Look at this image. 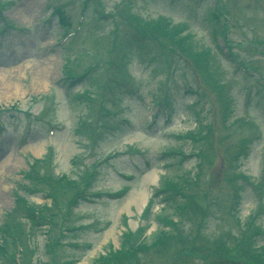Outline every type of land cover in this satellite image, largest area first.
Masks as SVG:
<instances>
[{"label":"rangeland","instance_id":"obj_1","mask_svg":"<svg viewBox=\"0 0 264 264\" xmlns=\"http://www.w3.org/2000/svg\"><path fill=\"white\" fill-rule=\"evenodd\" d=\"M4 1L10 3L0 10V18L12 22L14 30L0 37V227L22 224L23 227L17 226V230L22 234L25 244H29L35 252L29 258L26 256L22 263L19 255H13L16 245L4 240L0 234V264H16L17 261L20 264H30V261L32 264H51V260L54 261H51L52 264H66L74 260H78L77 264H118L122 262L121 258H125L122 252L130 254L133 250V264H162V260L154 255L158 252L165 254L171 247L173 250L179 249L180 245L177 243L181 241L174 242L172 237L193 230L200 217L198 214L193 216V208H185L183 211L179 208L180 205L162 204L159 202L160 197L154 199L149 206L148 201L157 189L163 187L160 185H166L171 180H174L172 184L179 183L177 181L181 183L185 176L195 179L199 173L202 177L201 188L207 187L206 190L214 199L222 200L221 205L225 208L218 205L221 211L216 216L219 218L207 217L204 223H208L202 230L211 240L220 237V242L226 246L232 243L230 252L222 255L230 258L236 256L231 253L235 242L224 237L223 233L226 231L240 233V228L255 225L264 233V216L259 214L258 197L253 194L251 186L264 178V59L256 60L261 57L254 56V48L246 49L243 46L250 44L248 42L257 44L258 40L264 43V0H222L232 15H236L239 26L229 34L233 42L239 44L234 45L233 56L244 63H249L254 58L262 73L257 78H248V73L237 70L233 63H221L219 82L225 83L228 95L235 102L231 121L241 118L250 124L229 129L222 125L219 118L213 123L208 118L195 115L192 109L195 97L186 96L184 91L189 86L186 87L183 75L186 74L187 82L192 80L187 70L183 74H177L174 82L177 87H174L167 100L169 107L166 114H158V111L153 115L150 102L156 88L162 86V82L158 81L163 76L154 75L158 71L154 64H147L146 59L152 54L159 59L161 53L154 52L151 48L138 56L144 37L140 34L129 36L131 33L123 26L127 23L120 19L118 12L122 11V4L133 0H91L97 13H111V16L98 29H93V25L89 26L85 36L69 44L64 50L58 46L64 34L58 18L48 21L45 19L49 13V10H45L48 0ZM65 3V0H57L59 6ZM210 3L211 0H134L129 4H132V8L137 11L134 13L140 14L141 18H168L174 24L186 23V32L192 36L191 42L199 51L206 47L222 46V38L218 36L210 18ZM97 4H100L101 9L97 8ZM81 6L82 4H74L73 10L68 13L70 21L83 11ZM67 8L70 9L71 6L67 5ZM110 32H114L119 40L121 35L128 42L127 49L131 51L129 58L132 62L129 71L135 84V87L129 88L124 85L122 90L114 94L109 80H101L100 86L104 83L113 96L106 108L121 114L120 121L109 114L105 115L102 110L98 114L94 105L93 108H86L85 104L73 99L76 92H81L82 81L74 82L70 89L71 86H68L71 82L61 80V70L66 63L67 71L72 75L82 74L81 65L89 62L88 57L108 46V42L105 46L100 43L105 41L104 37ZM176 61L180 63L179 60ZM50 62L52 68L46 78L43 68ZM71 62L74 66L70 65ZM44 80L46 82L42 84ZM87 86L88 84L85 88ZM40 97L46 99H41L42 102L37 104L33 102ZM195 106L197 113L204 106L211 109L213 107L207 96H203ZM95 114L98 116V123V119H94ZM80 119H88L87 125L79 126L81 132L89 134V138L83 133H75ZM195 120L211 124L214 128L213 136L207 138L203 145L181 139L188 131L195 132ZM93 126L98 127L94 134L91 132ZM62 128L70 129L67 131ZM92 134L95 147L91 144ZM243 144V157L236 166L239 167L238 171L235 172L233 167H223L228 157L226 150ZM200 148L207 152L210 160H199V156L196 157ZM172 150L190 154V158L177 163L179 159L171 155ZM46 151L51 152V171L47 168L46 171L58 176L74 178L83 166L93 160L108 161V164L100 165L92 173L95 183L91 192H99L101 195L87 198L89 202L84 200L76 208H72L68 219L72 231L62 233L61 246L55 250L54 255H49L47 244L57 237L56 228L26 233L25 226L29 228L28 224L6 218L13 211L16 192L23 195L20 187L26 182L21 175L29 171L33 160H41ZM150 174L153 178L147 179ZM232 184L237 189V201L233 199ZM119 193L125 194L121 197L116 195ZM137 196L141 197L138 204ZM25 199L34 205L50 204L42 194H33ZM260 202V208L264 212V197ZM231 206L239 217L240 228L234 223L233 215L228 213ZM166 216L178 223L175 226H165L164 230L157 217L159 219ZM226 216L228 219H224ZM244 237L240 235L239 239ZM73 244L90 246L73 249ZM254 244L255 251L250 246L253 257L246 256L240 248L238 254L241 258L238 259L251 264L258 261L256 258H260L264 263V250H261L264 249V234L258 235ZM153 246L155 248L150 250ZM247 247L244 245V248ZM118 250L121 251L118 253ZM114 251L117 253L114 254ZM110 253L113 257L108 256ZM102 256L108 257L102 261L99 259ZM218 261L220 259H213L211 264Z\"/></svg>","mask_w":264,"mask_h":264},{"label":"trees","instance_id":"obj_2","mask_svg":"<svg viewBox=\"0 0 264 264\" xmlns=\"http://www.w3.org/2000/svg\"><path fill=\"white\" fill-rule=\"evenodd\" d=\"M253 232V231H252ZM252 232H250L249 233V231H245L242 235H244L245 237L244 238H241V239H238V240H236L239 244L238 245H240V246H242L243 244H247L248 242H249V240L251 239V237H252ZM161 235H163V234H161ZM220 248V250H221V247H219ZM258 260L260 261V262H262V260L260 259V258H258Z\"/></svg>","mask_w":264,"mask_h":264},{"label":"bare ground","instance_id":"obj_3","mask_svg":"<svg viewBox=\"0 0 264 264\" xmlns=\"http://www.w3.org/2000/svg\"><path fill=\"white\" fill-rule=\"evenodd\" d=\"M51 68H52V62H50V63H48V66H46L45 68H43L44 69V71H45V73L43 74V75H45V77L47 78V76H48V72H49V70H51ZM44 82H46L45 80L42 82V84L44 83ZM153 175H148L147 176V179H150V178H153L152 177ZM140 200H141V197L140 196H137V198H136V204H138L139 202H140Z\"/></svg>","mask_w":264,"mask_h":264}]
</instances>
